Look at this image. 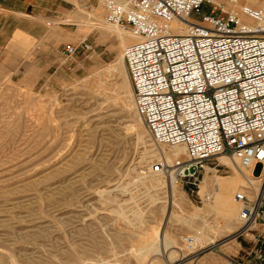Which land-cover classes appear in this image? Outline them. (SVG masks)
Segmentation results:
<instances>
[{"label":"rangeland","instance_id":"1","mask_svg":"<svg viewBox=\"0 0 264 264\" xmlns=\"http://www.w3.org/2000/svg\"><path fill=\"white\" fill-rule=\"evenodd\" d=\"M64 1L65 17L0 49V264H168L165 252L145 261L130 252L156 233L160 242L169 233L183 244L201 224L191 220L204 208L206 175L227 177L234 169L215 157L196 184L177 182L174 189L166 176L153 183L151 167L163 156L137 114L133 90L122 86L125 72L115 70L125 47L93 0ZM211 9L205 3L192 18L200 22ZM75 39L91 43L93 52L67 57L63 49ZM181 194L183 220L172 221V202ZM119 205L131 219L143 210L144 220L128 224L113 212ZM222 229L211 234L218 244L171 264H201L203 255L206 264H230L220 259L229 233ZM254 229L263 234L264 226ZM253 241V233L235 240L230 258L247 260Z\"/></svg>","mask_w":264,"mask_h":264},{"label":"built area","instance_id":"2","mask_svg":"<svg viewBox=\"0 0 264 264\" xmlns=\"http://www.w3.org/2000/svg\"><path fill=\"white\" fill-rule=\"evenodd\" d=\"M228 1L230 9L214 0H95L107 22L136 38L124 48V61L135 109L152 139L186 148V159L162 157L152 172L196 184L213 158L227 155L263 176L255 199L235 195L242 225L221 244L253 233L249 258L230 264H264V233L252 228L264 226V6ZM205 3L212 9L195 21ZM93 50L84 40L66 45L63 54Z\"/></svg>","mask_w":264,"mask_h":264},{"label":"bare ground","instance_id":"3","mask_svg":"<svg viewBox=\"0 0 264 264\" xmlns=\"http://www.w3.org/2000/svg\"><path fill=\"white\" fill-rule=\"evenodd\" d=\"M110 25H111V30L117 33V36L122 41L121 42L122 46L126 47L128 42L132 43L136 40V38L131 34L129 30L123 29L118 25H114V24H110ZM100 28L103 30V27ZM181 32H184V29L181 30ZM104 33L106 32L104 31ZM132 38L134 39L133 41ZM120 63L121 66L119 65V67L116 68L115 70L125 72V75L123 74L124 76L122 77L123 78L122 86L123 88H125V90L126 89L133 90L132 83L128 74V70L124 61V51L123 54L121 55ZM140 120L143 121L141 118ZM159 145H160L159 153L166 160L170 161L172 158H174L173 159L174 162L176 159L187 158V152L184 145H174V146H168L162 144ZM217 159L221 163H224L225 165L232 167L234 169V173L227 177H220L216 174L212 177H207L208 174L206 175L202 184V196L204 198V208H200V210L198 209L194 213V215H192V220H191L192 223L193 221L195 223H198L200 221L201 224L199 226H195L196 228L192 226L195 229V232H193L192 236L183 237L182 238L183 244H180L178 239L175 236L170 235L169 233L165 234V237L162 242L158 240L157 233L153 234L154 237L153 239L151 240L145 239L147 245L143 247L140 251L136 253L134 251L130 252L131 257L137 260L143 259V261H145L146 258H148L153 253L156 254L157 256L158 253L160 254V252H165L166 253L165 259L168 264H171L174 260L182 259L187 253H191L196 250H200L205 247L215 245L218 242V239H216V237H211L212 233L217 234L220 230H223L222 228H227V230L229 231V233L226 235L227 237L228 235L233 233L232 231L234 228H236V226L242 225V220L240 216L242 204L235 199V195L238 192H243L246 193L250 199H255L259 194L261 185L263 184V176H260L259 174L256 175V173L253 172L252 167H244L240 165L238 162L236 164V162H234V159H231L227 155H219L217 156ZM163 177L164 174L158 173V175H156L154 173V176L153 178H151V180L153 183L156 181V184H163ZM172 185L174 189L178 188L177 181L175 178L172 181ZM184 199H185L184 195L181 194L178 199L175 198L174 201L172 202L173 211L171 212L170 215V219L172 221H174L180 215V214L178 215L177 208L181 209L183 205L186 204V200ZM108 200L116 201L117 199L109 198ZM199 211H203L205 212V214H201ZM113 212L116 214V216L122 218L128 224L133 225V221L135 220H137L138 222H142L144 220L145 212L141 209H137L133 212L134 214L133 219H131L123 211L122 205H119V209L113 210ZM222 218H224L223 221H220V219ZM178 220L182 221L183 218L179 216ZM189 224H191L190 221ZM253 227L254 225L252 226V228ZM138 237L140 238L141 236L139 235ZM225 243L228 247H230L235 243V239L226 241ZM154 261L159 262L160 260L159 258H157ZM139 263L145 264V262H139Z\"/></svg>","mask_w":264,"mask_h":264},{"label":"crops","instance_id":"4","mask_svg":"<svg viewBox=\"0 0 264 264\" xmlns=\"http://www.w3.org/2000/svg\"><path fill=\"white\" fill-rule=\"evenodd\" d=\"M81 1L90 3L91 0ZM93 1L95 2V0ZM214 1L225 6L227 9L231 8V3L228 0ZM255 3L253 0H245V4L253 5V7L256 6L254 5ZM65 6L67 4H65L64 0H0V49L12 45L18 36H22L23 38L35 37L32 30H35L37 27L45 28V22L48 19L55 21L57 18L65 17L68 12L70 13V10L65 8ZM100 8L103 7L100 6ZM72 42L77 41L75 39L68 42V44H75ZM222 245L220 259H230L233 253L229 251V247L225 242ZM252 250L253 248L249 250L248 255ZM205 256H201L203 260L201 264H206Z\"/></svg>","mask_w":264,"mask_h":264}]
</instances>
